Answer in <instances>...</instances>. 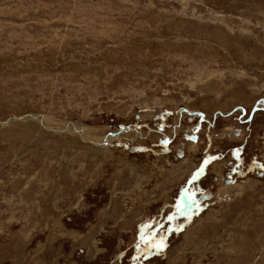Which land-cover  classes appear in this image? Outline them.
Segmentation results:
<instances>
[{
    "label": "rangeland",
    "instance_id": "1",
    "mask_svg": "<svg viewBox=\"0 0 264 264\" xmlns=\"http://www.w3.org/2000/svg\"><path fill=\"white\" fill-rule=\"evenodd\" d=\"M254 106L264 0H0V264H264V168L171 197L264 162Z\"/></svg>",
    "mask_w": 264,
    "mask_h": 264
},
{
    "label": "flooded vegetation",
    "instance_id": "2",
    "mask_svg": "<svg viewBox=\"0 0 264 264\" xmlns=\"http://www.w3.org/2000/svg\"><path fill=\"white\" fill-rule=\"evenodd\" d=\"M259 105V104H258ZM259 107V106H258ZM256 106H254V108L252 109V111L250 112V116L248 117V119H253V117H255L254 116V114L257 112V111H259V110H261V108H262V111H264V106H262L261 108H256ZM171 112H169V110L168 111H164V112H162V113H158L157 115H156V118H157V121L159 120V121H163L164 122V120H165V118L168 116V114H170ZM191 113V117H192V114H193V111L192 112H190V110H188L187 111V113H183V112H181V114L182 115H178L176 118H175V127L173 126L172 127V129H174L173 130V132H172V134L173 135H171V136H169L170 137V140L171 139H173V137H174V134L175 133H178V132H180L181 131V127H182V125H180V124H178L179 123V121H181V119H189L190 118V116L188 117V115L187 114H190ZM236 114V113H235ZM245 114V113H244ZM197 115H199L200 116V118L201 119H203V120H205V118L207 119L208 117H206V116H203V115H201V114H197ZM223 115H225V114H223ZM241 116H243V114L241 113ZM245 116V115H244ZM191 120H193L192 118H191ZM254 120V119H253ZM252 120V121H253ZM241 122H242V120H240ZM178 126H180V128L179 129H177V127ZM201 126H202V123H201V121L200 122H198V123H196V124H194V126L192 127V129L191 130H194V132L195 131H197L198 129H200L201 128ZM190 130V131H191ZM153 131H155L156 133H160L159 131H157V130H153ZM226 131V130H225ZM188 132V131H187ZM236 132L237 131H234V130H232L231 132H229V134H233V136H231V137H236ZM175 135H177V134H175ZM167 136V135H166ZM184 136H185V139H187L188 141H185L184 140V144H186L187 145V147H188V150L190 149V151H193V152H197L199 149H201L202 148V142H203V140H201V139H199V135L195 132V133H192V134H189V133H184ZM224 136H226V134H223L222 135V137L224 138ZM168 137V138H169ZM201 151V150H200ZM202 151H203V148H202ZM192 152V153H193ZM204 155L203 156H206L205 158H203V160H202V162L201 163H199L200 165H201V167L197 170V171H200L201 169H203V166L206 164L207 165V163H208V158L210 157V154H214V156H216L215 157V159L214 160H211V162L210 163H213L214 165L212 166L213 167V171H214V173H216V174H218V175H220V173H221V179L219 180V177L215 174V177H214V179L215 180H217V181H219V182H223V188H225V187H230V185H231V187H233V185L232 184H234V179L236 178V179H243V177L246 175V174H249L250 172H251V167H253L255 170H260V174L261 173H263V172H261V169H263L264 168V162L263 161H260V160H253L250 164H248V165H246V167L244 168V166H245V164H244V161H245V158H244V155H243V151H242V148L240 147V146H237L235 149H234V151H233V157H234V159L233 160H231L230 161V163H231V165L229 166H227V165H224V164H221L220 163V161H216V159L217 160H221L220 159V157L221 156H217L218 154L217 153H211V152H209L208 153V151H204ZM207 153H208V155H207ZM183 154H184V159H186L185 161H184V163H186L187 164V167H190L191 168V170H190V173L188 172L187 173V176L186 177H188V176H192V174L194 173V171H195V169L198 167V165L199 164H194L192 161H193V156H195V154L193 153V154H190V152L189 153H187V152H185V153H183V151H179L178 152V155L179 156H183ZM188 155V156H187ZM220 155V154H219ZM183 159V160H184ZM190 159V161H188ZM216 161V162H215ZM191 162H192V164H191ZM233 162H234V165H233ZM182 163H183V161H182ZM209 163V164H210ZM226 170V171H225ZM208 171V170H207ZM219 171V172H218ZM218 172V173H217ZM246 172V173H245ZM205 173H207L206 172V170H205ZM205 173H204V170H203V172H202V176L200 177V179L198 180V179H196L194 182H192V180L188 183L189 185L187 186L188 187V197H187V200H188V208H189V210H194V213H195V211H197L196 209H201L202 208V205L200 204V205H198L197 204V202H195L196 200L193 198V192L195 193L196 191H198V194L199 193H201V191H203V189H202V187H201V185H199V183H201L202 182V180H203V178L205 177ZM224 177V178H223ZM225 179V180H224ZM203 183H205L204 181L202 182V184ZM196 184L198 185V188L196 187V190L194 189V187L196 186ZM206 184V183H205ZM207 185V184H206ZM225 186V187H224ZM205 188V187H204ZM197 193V192H196ZM206 195V194H205ZM204 196V195H203ZM204 197H206V196H204ZM207 198H205V200H206ZM190 202L192 203V204H190ZM193 202H195L196 203V205H195V208L196 209H194V206H193Z\"/></svg>",
    "mask_w": 264,
    "mask_h": 264
},
{
    "label": "water",
    "instance_id": "3",
    "mask_svg": "<svg viewBox=\"0 0 264 264\" xmlns=\"http://www.w3.org/2000/svg\"><path fill=\"white\" fill-rule=\"evenodd\" d=\"M114 135H116V132H113V131H112V132L107 133V134H106V137L109 139L110 136H114ZM106 137H105V139H106ZM182 189H183V193L180 194V192H181ZM187 189H188V187H187L186 185H185L183 188L180 187V188L177 190L176 193H175V192L173 193V195L171 196L172 199L175 198V197H176V199H177V197L180 198L181 196L184 197V200L187 199V197H188V196H187V195H188V190H187ZM179 191H180V192H179ZM177 200H179V199H177ZM177 202H178V201H177ZM177 202H174V203L172 202V204L170 205V207H172V208L174 209V212H173L174 214H175V213H179V214L182 215V213H183V212H181L182 209H181V211H180V208H179L180 205H181V203H180V201H179V203H177ZM176 203H177V204H176ZM175 204H176V205H175ZM143 232H144V231H143ZM142 234H143V233H142Z\"/></svg>",
    "mask_w": 264,
    "mask_h": 264
},
{
    "label": "bare ground",
    "instance_id": "4",
    "mask_svg": "<svg viewBox=\"0 0 264 264\" xmlns=\"http://www.w3.org/2000/svg\"><path fill=\"white\" fill-rule=\"evenodd\" d=\"M77 124H78V123H77ZM70 125H71V124H70ZM70 125H69V126H70ZM70 127H71L72 130H75V129L79 128L80 126H79V125H71ZM82 131H83V130H82ZM84 133H85V132H84ZM191 164H192V163H191ZM221 164H223V163H221ZM212 166H213V165H212ZM212 168H213V167H212ZM190 169H191V168L188 167V170H189V171H190ZM218 172H219V171H218ZM218 172H217V173H218ZM186 175H187V174H186ZM180 177H181V176H180ZM181 178H182V177H181ZM227 188H232V187H231V185H230V187H227ZM242 188H243V187H242ZM239 189H240V188H239Z\"/></svg>",
    "mask_w": 264,
    "mask_h": 264
},
{
    "label": "crops",
    "instance_id": "5",
    "mask_svg": "<svg viewBox=\"0 0 264 264\" xmlns=\"http://www.w3.org/2000/svg\"><path fill=\"white\" fill-rule=\"evenodd\" d=\"M80 128V127H79ZM187 172V168H186V171H185V173ZM187 176V175H186ZM245 184V183H244ZM227 189H229V188H227ZM226 188H224V192H226V191H228Z\"/></svg>",
    "mask_w": 264,
    "mask_h": 264
},
{
    "label": "trees",
    "instance_id": "6",
    "mask_svg": "<svg viewBox=\"0 0 264 264\" xmlns=\"http://www.w3.org/2000/svg\"><path fill=\"white\" fill-rule=\"evenodd\" d=\"M140 254V253H139Z\"/></svg>",
    "mask_w": 264,
    "mask_h": 264
}]
</instances>
